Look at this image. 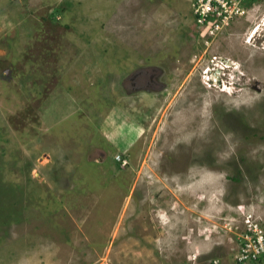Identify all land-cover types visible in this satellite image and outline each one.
Returning a JSON list of instances; mask_svg holds the SVG:
<instances>
[{"label":"rangeland","instance_id":"374dc122","mask_svg":"<svg viewBox=\"0 0 264 264\" xmlns=\"http://www.w3.org/2000/svg\"><path fill=\"white\" fill-rule=\"evenodd\" d=\"M190 1L0 0V264H235L264 236L258 17L209 40Z\"/></svg>","mask_w":264,"mask_h":264},{"label":"built area","instance_id":"2783aa9c","mask_svg":"<svg viewBox=\"0 0 264 264\" xmlns=\"http://www.w3.org/2000/svg\"><path fill=\"white\" fill-rule=\"evenodd\" d=\"M190 8L194 25L199 27L203 36L209 40L219 38L232 25L239 22L249 23L257 16L255 24L251 28L246 27L243 32L244 42L254 45L256 40H260L259 43L264 44V29L258 32V27L264 25V0H191ZM214 58L218 59L216 56H213ZM219 62H214L211 67L206 66L207 68L201 69V72L209 68L223 70L221 67L225 65ZM246 226L247 231L244 232V237L240 238L236 249L235 262L256 260L264 253V236L260 231H256L255 223H248ZM252 226L253 230L249 228ZM212 263L216 264V261Z\"/></svg>","mask_w":264,"mask_h":264},{"label":"bare ground","instance_id":"6f19581e","mask_svg":"<svg viewBox=\"0 0 264 264\" xmlns=\"http://www.w3.org/2000/svg\"><path fill=\"white\" fill-rule=\"evenodd\" d=\"M226 61V60H225ZM223 65H225V66H222L221 68L224 70V68H228L229 66H227V65H229L227 62H223L222 63ZM219 71H217V70H214L213 72H212V74H211V76L210 77H207V76H205V75H202V77L207 81V82H212V80L216 77V76H218L219 75ZM202 80V79H201ZM209 80V81H208ZM213 84V83H212ZM221 84V83H220ZM219 83L218 84H216L217 85V87L218 88H220L221 87V85H220Z\"/></svg>","mask_w":264,"mask_h":264},{"label":"clouds","instance_id":"9594fccd","mask_svg":"<svg viewBox=\"0 0 264 264\" xmlns=\"http://www.w3.org/2000/svg\"><path fill=\"white\" fill-rule=\"evenodd\" d=\"M264 29V25L262 26V25H260L259 27H258V32H260V31H262ZM215 70H218V68L217 69H215ZM211 71H212V69H207L206 71H205V74H207V72L209 73V74H207V75H205V76H207L208 77V75H210V73H211ZM213 72V71H212ZM219 72H221V71H219ZM201 74H203L202 72H201ZM218 77V76H217ZM217 80H219V82H217V84L219 83L220 84V82H221V78H219V79H215V80H212V81H217ZM209 81V80H208ZM228 82V81H227ZM226 82V83H227ZM225 82H222L221 83V87H220V90L223 88V85H225L226 84Z\"/></svg>","mask_w":264,"mask_h":264},{"label":"flooded vegetation","instance_id":"af4514ba","mask_svg":"<svg viewBox=\"0 0 264 264\" xmlns=\"http://www.w3.org/2000/svg\"><path fill=\"white\" fill-rule=\"evenodd\" d=\"M255 24V23H254ZM254 24H252L251 26H250V28L254 25ZM248 28H249V26H247ZM244 31H245V29H244ZM243 31V32H244ZM243 34V33H242ZM244 36V35H243ZM258 43L260 42V41H257ZM222 59V58H221ZM219 60V59H218ZM214 64V63H213ZM225 83L227 82V81H224ZM253 84H255V83H253ZM253 84L252 83H250V86L253 88Z\"/></svg>","mask_w":264,"mask_h":264},{"label":"trees","instance_id":"16d2710c","mask_svg":"<svg viewBox=\"0 0 264 264\" xmlns=\"http://www.w3.org/2000/svg\"><path fill=\"white\" fill-rule=\"evenodd\" d=\"M262 255V254H261ZM259 258V256L256 258V259H258ZM235 264H241L240 262H235Z\"/></svg>","mask_w":264,"mask_h":264}]
</instances>
